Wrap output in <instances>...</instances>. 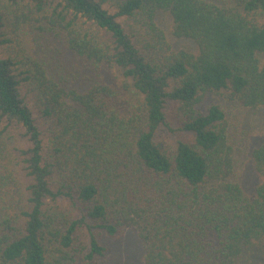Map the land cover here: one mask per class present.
I'll list each match as a JSON object with an SVG mask.
<instances>
[{"label":"trees","instance_id":"1","mask_svg":"<svg viewBox=\"0 0 264 264\" xmlns=\"http://www.w3.org/2000/svg\"><path fill=\"white\" fill-rule=\"evenodd\" d=\"M6 2L42 16L95 75L116 65L124 80L69 87L0 5V264H90L107 251L100 237L126 226L144 264H238L264 248V141L251 152L263 180L248 194L231 179L226 112L203 107L223 90L264 107V0ZM159 11L196 52L170 50Z\"/></svg>","mask_w":264,"mask_h":264},{"label":"rangeland","instance_id":"2","mask_svg":"<svg viewBox=\"0 0 264 264\" xmlns=\"http://www.w3.org/2000/svg\"><path fill=\"white\" fill-rule=\"evenodd\" d=\"M216 2H227V0H214ZM6 0H0V5L7 9ZM14 17H18L17 26L19 29V40L24 47L39 59L52 61L54 70L60 69L67 75L70 81L68 86L84 91L90 87L95 76H99L109 85L119 87L124 80L122 71L116 65L101 66L100 72L92 73L93 65L84 61L83 57L67 48L66 43L61 42L53 33L49 32L46 20L36 17L28 10L25 15L18 13L15 9H7ZM19 14V15H18ZM156 21L165 34L166 41L171 51L188 49L196 52V44L184 38H178L173 34V21L170 14L159 11ZM44 22V23H43ZM264 62V54L261 55ZM94 78V80H92ZM211 104L219 105L227 114L229 139L235 150V166L232 180L238 181L245 192L253 194L257 185L262 182V176L257 172L251 159V152L254 147L264 141V107L250 108L234 100L228 90L213 92L206 97L203 107ZM160 138L169 143H174L178 138L177 134L161 129ZM102 243L107 247L104 256L96 258L90 264H144V247L134 226H126L123 232L115 237L103 234ZM84 264V263H79ZM238 264H264V248L256 245L242 256Z\"/></svg>","mask_w":264,"mask_h":264}]
</instances>
